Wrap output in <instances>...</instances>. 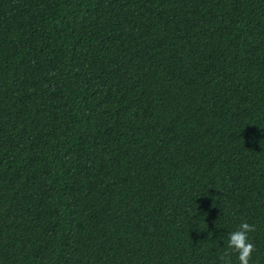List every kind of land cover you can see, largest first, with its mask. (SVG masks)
<instances>
[{
  "label": "trees",
  "instance_id": "16d2710c",
  "mask_svg": "<svg viewBox=\"0 0 264 264\" xmlns=\"http://www.w3.org/2000/svg\"><path fill=\"white\" fill-rule=\"evenodd\" d=\"M264 264V0H0V264Z\"/></svg>",
  "mask_w": 264,
  "mask_h": 264
},
{
  "label": "clouds",
  "instance_id": "9594fccd",
  "mask_svg": "<svg viewBox=\"0 0 264 264\" xmlns=\"http://www.w3.org/2000/svg\"><path fill=\"white\" fill-rule=\"evenodd\" d=\"M254 230V225L241 221L238 227L229 232L227 247L237 254L238 264H249L254 245L249 239V234Z\"/></svg>",
  "mask_w": 264,
  "mask_h": 264
}]
</instances>
